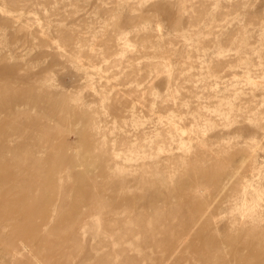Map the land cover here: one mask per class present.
Listing matches in <instances>:
<instances>
[{
    "label": "rangeland",
    "instance_id": "rangeland-1",
    "mask_svg": "<svg viewBox=\"0 0 264 264\" xmlns=\"http://www.w3.org/2000/svg\"><path fill=\"white\" fill-rule=\"evenodd\" d=\"M0 264H264V0H0Z\"/></svg>",
    "mask_w": 264,
    "mask_h": 264
},
{
    "label": "bare ground",
    "instance_id": "bare-ground-1",
    "mask_svg": "<svg viewBox=\"0 0 264 264\" xmlns=\"http://www.w3.org/2000/svg\"><path fill=\"white\" fill-rule=\"evenodd\" d=\"M246 190V187L244 188ZM52 218V217H51Z\"/></svg>",
    "mask_w": 264,
    "mask_h": 264
}]
</instances>
